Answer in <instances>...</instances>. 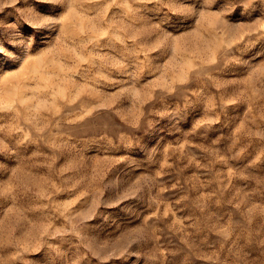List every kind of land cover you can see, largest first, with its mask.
Here are the masks:
<instances>
[{"label": "rangeland", "instance_id": "rangeland-1", "mask_svg": "<svg viewBox=\"0 0 264 264\" xmlns=\"http://www.w3.org/2000/svg\"><path fill=\"white\" fill-rule=\"evenodd\" d=\"M0 264H264V0H0Z\"/></svg>", "mask_w": 264, "mask_h": 264}]
</instances>
